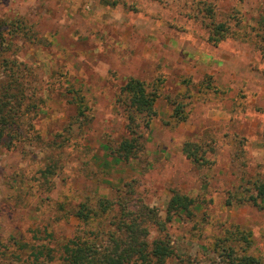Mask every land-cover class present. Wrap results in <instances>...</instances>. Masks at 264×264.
Listing matches in <instances>:
<instances>
[{"label":"rangeland","instance_id":"374dc122","mask_svg":"<svg viewBox=\"0 0 264 264\" xmlns=\"http://www.w3.org/2000/svg\"><path fill=\"white\" fill-rule=\"evenodd\" d=\"M203 1L234 32L216 45L205 41ZM261 20L264 0H0V61L24 68L28 99L41 108L14 148L0 147V264H33L13 239L46 242L55 258L35 264H58L61 245L93 228L73 214L82 201L114 203L94 226L104 238L118 195L164 219L172 190L193 199L190 211L164 229L143 222L148 241L172 246L165 264H221L223 245L264 260V200L252 201L264 182ZM127 77L156 82L158 96L142 150L124 160L111 149L126 133L115 100ZM177 104L184 121L172 116ZM185 141L211 163L185 158Z\"/></svg>","mask_w":264,"mask_h":264},{"label":"trees","instance_id":"16d2710c","mask_svg":"<svg viewBox=\"0 0 264 264\" xmlns=\"http://www.w3.org/2000/svg\"><path fill=\"white\" fill-rule=\"evenodd\" d=\"M205 6L201 8L207 15L208 21L205 23V41L216 45L224 39L232 36L233 29L225 22L214 18L212 6L205 1ZM12 31V30H11ZM7 35L2 34V39ZM259 42L264 45V20L259 26ZM6 51L0 48V53ZM2 65L0 61V147L7 149L14 148L16 142L23 139L26 131L25 127L29 123L32 112H35L37 104L28 99L27 88L24 86L23 78L26 77L24 68L16 66L14 61H6ZM158 84L156 82L147 84L144 81L127 77L119 87L116 103L125 107V136L111 149V153L118 158L128 159L143 148V129H147L151 120L155 116L154 102L158 96ZM70 92L76 89L71 87ZM76 109V118L85 114V102L83 96H72L71 100ZM40 110L41 108H37ZM172 116L176 121H184L186 113L183 112L182 105L174 107ZM205 150L192 141H185L181 147V153L185 158L198 165L210 164L211 162L204 155ZM51 173L50 168H45L42 176ZM256 194L252 197L253 203H257V198L264 200V182L256 185ZM125 195V194H123ZM115 201L120 216L116 222H112L114 230L105 233L104 238H99L94 229L108 212L114 210V203L105 199H99L96 205L90 206L86 201H82L75 208L74 216L85 226L93 227L90 231L74 234L62 245L59 252L58 264H165L166 260L173 254L169 241L156 238L148 241L147 228L144 221H150L159 229H164L165 223L170 221L174 215L190 211L193 206V199L188 195L172 190L167 201L164 219L158 217L156 211L147 204L142 203L137 208H129L122 195H118ZM99 218V219H96ZM97 221V223H95ZM96 230H101L98 228ZM89 233V234H88ZM33 239L35 236L33 235ZM39 239V238H36ZM19 253L28 250L32 263L42 261H52L55 258L52 248L46 242L39 245L29 244L27 241L13 239L11 246ZM221 264H264V260L248 254L236 253L231 245L221 246L219 252Z\"/></svg>","mask_w":264,"mask_h":264}]
</instances>
